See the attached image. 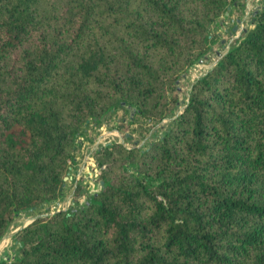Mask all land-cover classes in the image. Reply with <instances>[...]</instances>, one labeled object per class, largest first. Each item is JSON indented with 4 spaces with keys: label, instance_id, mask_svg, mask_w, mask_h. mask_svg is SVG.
Returning <instances> with one entry per match:
<instances>
[{
    "label": "trees",
    "instance_id": "obj_1",
    "mask_svg": "<svg viewBox=\"0 0 264 264\" xmlns=\"http://www.w3.org/2000/svg\"><path fill=\"white\" fill-rule=\"evenodd\" d=\"M244 4L0 0V238L60 197L83 123L165 118ZM252 19L155 139L97 148L99 189L19 228L0 264H264V0Z\"/></svg>",
    "mask_w": 264,
    "mask_h": 264
},
{
    "label": "rangeland",
    "instance_id": "obj_2",
    "mask_svg": "<svg viewBox=\"0 0 264 264\" xmlns=\"http://www.w3.org/2000/svg\"><path fill=\"white\" fill-rule=\"evenodd\" d=\"M243 7H229L210 28L209 46L204 55L191 64L176 81L178 101L169 114L159 121H149L142 115H135L130 108L116 107L105 113L100 124L94 121L81 126L74 151L75 161L64 179L63 191L60 197L51 202H43L35 208L19 212L15 215L8 230L0 238V258L12 255L14 247L12 236L22 226L32 221L35 216L49 215L57 210L66 209L77 202H83L85 196L97 191L99 185L100 166L94 158V151L101 145L111 141H120L126 146H145L148 141L155 139L184 106L190 89V84L204 71L210 68L218 58L241 36L245 29L253 25V11L259 8L263 0H244ZM240 19L237 21V19ZM235 25V28H234ZM131 113V117L129 114ZM80 189L76 194V186Z\"/></svg>",
    "mask_w": 264,
    "mask_h": 264
},
{
    "label": "water",
    "instance_id": "obj_3",
    "mask_svg": "<svg viewBox=\"0 0 264 264\" xmlns=\"http://www.w3.org/2000/svg\"><path fill=\"white\" fill-rule=\"evenodd\" d=\"M227 9H229V6L227 7ZM225 13H228V11H226ZM240 19L238 18L237 19V21H239ZM66 178V176H64V179ZM103 183V181L101 180V184ZM64 184V183H63ZM40 216V215H39ZM39 216H35L34 218H32V220L33 219H35V218H37V217H39ZM42 216V215H41ZM25 226V225H24ZM23 227V226H22Z\"/></svg>",
    "mask_w": 264,
    "mask_h": 264
},
{
    "label": "crops",
    "instance_id": "obj_4",
    "mask_svg": "<svg viewBox=\"0 0 264 264\" xmlns=\"http://www.w3.org/2000/svg\"><path fill=\"white\" fill-rule=\"evenodd\" d=\"M234 28H235V25H234Z\"/></svg>",
    "mask_w": 264,
    "mask_h": 264
}]
</instances>
